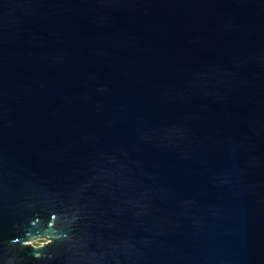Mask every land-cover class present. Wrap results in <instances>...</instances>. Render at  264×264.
<instances>
[{"label": "water", "instance_id": "obj_1", "mask_svg": "<svg viewBox=\"0 0 264 264\" xmlns=\"http://www.w3.org/2000/svg\"><path fill=\"white\" fill-rule=\"evenodd\" d=\"M0 264H264V0H0Z\"/></svg>", "mask_w": 264, "mask_h": 264}, {"label": "rangeland", "instance_id": "obj_2", "mask_svg": "<svg viewBox=\"0 0 264 264\" xmlns=\"http://www.w3.org/2000/svg\"><path fill=\"white\" fill-rule=\"evenodd\" d=\"M44 240H45V239H36V240H32V241H31V244L37 246V245L41 244L42 241H44Z\"/></svg>", "mask_w": 264, "mask_h": 264}]
</instances>
